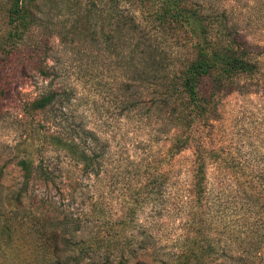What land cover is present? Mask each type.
Listing matches in <instances>:
<instances>
[{"label":"rangeland","instance_id":"obj_1","mask_svg":"<svg viewBox=\"0 0 264 264\" xmlns=\"http://www.w3.org/2000/svg\"><path fill=\"white\" fill-rule=\"evenodd\" d=\"M105 1L35 0L23 42L9 56L0 52V223L12 216L8 198L23 184L16 161L29 154L54 174L29 184L24 210L63 222L59 231L86 247L85 262L196 264L185 249L197 240L213 245L204 264H264V72L235 85L201 128L213 156L199 198L191 149L169 153L171 122L147 108L153 92L142 79L150 81L152 70L140 34ZM11 2L0 0V38L11 30ZM213 2L259 45L264 70V0ZM50 90L61 97L53 107L21 109ZM127 96L140 104L127 109ZM67 127L94 133L98 174L83 173L53 143L51 134Z\"/></svg>","mask_w":264,"mask_h":264},{"label":"trees","instance_id":"obj_2","mask_svg":"<svg viewBox=\"0 0 264 264\" xmlns=\"http://www.w3.org/2000/svg\"><path fill=\"white\" fill-rule=\"evenodd\" d=\"M34 1L12 0L8 9L11 30L0 38V52L6 56L23 42L24 32L33 22ZM213 1L216 0L105 1L115 10L114 18L120 17L126 29L140 34L137 46L152 70L150 81L142 79L153 92L147 108L166 115L171 122L169 153L174 155L191 149L193 191L199 198L207 191L208 160L213 156L204 144L201 128L216 119L218 104L222 97L237 89L235 85L243 88L249 84L246 82L257 80L264 72L263 51L259 45L250 42L229 21L226 5ZM39 71L46 76L44 69ZM130 86L126 84V88ZM60 100L59 91L50 90L30 102L21 101V109L43 111ZM135 101L134 97L127 96V109H135L133 106L140 104ZM51 137L57 148L81 165L83 173H99L94 133L67 127L66 131ZM16 163L22 171L23 184L8 198L12 216L0 223V264H93L84 261L85 246L74 247L59 231L58 225L63 222H56L55 216L43 211L24 210L23 197L29 184L34 180L47 183L53 180L54 172L48 164L36 161L29 154ZM163 172L155 171L159 177ZM159 179H152L153 188L160 186ZM19 216L27 221H18ZM194 241L185 249L187 259L204 264L202 257L213 250V245ZM104 264H109L107 258ZM118 264L126 262L120 258Z\"/></svg>","mask_w":264,"mask_h":264}]
</instances>
